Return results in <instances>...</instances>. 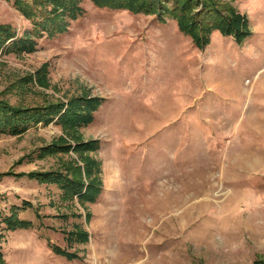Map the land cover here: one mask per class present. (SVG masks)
<instances>
[{
  "label": "rangeland",
  "instance_id": "obj_1",
  "mask_svg": "<svg viewBox=\"0 0 264 264\" xmlns=\"http://www.w3.org/2000/svg\"><path fill=\"white\" fill-rule=\"evenodd\" d=\"M13 1L0 0V26L31 34ZM203 1L232 9L249 36L213 30L198 47L171 0L157 14L80 0L66 31L0 53L1 103L99 100L85 126L58 116L0 131V264H264V0ZM193 3L186 13L202 18ZM46 172L97 189L81 202L28 176ZM11 213L30 227L8 228Z\"/></svg>",
  "mask_w": 264,
  "mask_h": 264
},
{
  "label": "trees",
  "instance_id": "obj_2",
  "mask_svg": "<svg viewBox=\"0 0 264 264\" xmlns=\"http://www.w3.org/2000/svg\"><path fill=\"white\" fill-rule=\"evenodd\" d=\"M98 8L106 9H124L134 13L140 11L146 14H157L159 5L163 0H90ZM174 3L175 10L171 13L177 20L179 29L188 34L196 46L203 47L208 43V36L213 30L219 31L223 36H232L236 41H241L249 36V31L246 30L245 20L238 15L233 14L230 9V14H223L211 6L204 3V11L202 18L197 19L189 16L186 12L193 6V1L201 0H171ZM80 0H14L13 5L23 14L32 24L31 34L17 36L11 27L0 26V53H21L32 52L35 49L36 43L32 35H40L41 32L48 36H54L57 33H62L67 30V20H76L82 14L79 6ZM195 6V4H194ZM203 8V6H202ZM180 9L181 12H177ZM199 16V15H198ZM244 22V23H243ZM78 102L82 103L81 106ZM99 100L93 99L88 102L83 100L70 101L64 108L63 104H51L45 108L21 110L13 108L5 103L0 102V131L17 134L25 131L29 126L43 123V125L51 122L55 117H58L57 123L66 128H75L88 125L93 120V111L98 108ZM89 147L90 150L97 149V142L90 144L82 143L77 145V148ZM71 147L53 145L45 150L56 153L60 151H69ZM59 152V151H58ZM88 173V171H87ZM29 177L37 179L41 183L56 184L59 187L78 195L79 200L92 199L93 189H97L91 183L87 184L84 189L82 182L68 178L60 172L46 173H28ZM83 191H85L83 193ZM89 191V192H88ZM97 192V191H96ZM84 202V201H83ZM10 229L22 228L27 229L30 223L15 219L14 214L4 217L2 220ZM81 241L86 240V234H79ZM57 254L72 259L69 253L62 250H56Z\"/></svg>",
  "mask_w": 264,
  "mask_h": 264
}]
</instances>
